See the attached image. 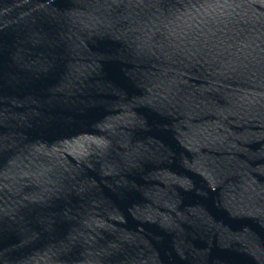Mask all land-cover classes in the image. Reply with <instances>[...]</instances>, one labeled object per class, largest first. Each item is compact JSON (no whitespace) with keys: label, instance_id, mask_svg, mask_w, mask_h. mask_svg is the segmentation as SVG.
Wrapping results in <instances>:
<instances>
[{"label":"water","instance_id":"obj_1","mask_svg":"<svg viewBox=\"0 0 264 264\" xmlns=\"http://www.w3.org/2000/svg\"><path fill=\"white\" fill-rule=\"evenodd\" d=\"M0 264H264V0H0Z\"/></svg>","mask_w":264,"mask_h":264}]
</instances>
